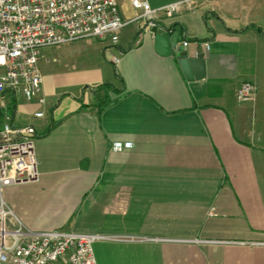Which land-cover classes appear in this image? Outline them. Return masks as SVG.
Listing matches in <instances>:
<instances>
[{"label": "crops", "instance_id": "obj_1", "mask_svg": "<svg viewBox=\"0 0 264 264\" xmlns=\"http://www.w3.org/2000/svg\"><path fill=\"white\" fill-rule=\"evenodd\" d=\"M148 1L151 18L117 0L118 43H68L40 61L44 105L5 97L38 133L40 176L0 190V210L33 233L136 239L97 242V264H264V0ZM182 2L172 18L161 10ZM154 25L179 30V53L204 55V78L157 54ZM60 59L84 67L70 91L45 81ZM245 82L255 97L240 103Z\"/></svg>", "mask_w": 264, "mask_h": 264}, {"label": "built area", "instance_id": "obj_2", "mask_svg": "<svg viewBox=\"0 0 264 264\" xmlns=\"http://www.w3.org/2000/svg\"><path fill=\"white\" fill-rule=\"evenodd\" d=\"M182 3L163 9L168 18L180 10ZM144 18L159 10L148 0H131ZM117 0H0V190L12 185L39 181L35 153L38 133L33 126H18L14 115L7 113V95H23L29 102L46 103L42 96L40 69L44 49L60 47L87 39L109 38L112 44L127 26ZM152 25V24H151ZM185 47L188 41L182 43ZM208 48V45H206ZM114 59V63H118ZM256 86L245 82L237 93L240 103L252 101ZM5 109L6 112H5ZM36 118H43L38 112ZM129 146L115 144L118 151ZM7 212L0 210V264H97L94 245L103 240L136 241L133 237H108L101 234L51 231L33 233L15 219L16 227L7 223Z\"/></svg>", "mask_w": 264, "mask_h": 264}, {"label": "water", "instance_id": "obj_3", "mask_svg": "<svg viewBox=\"0 0 264 264\" xmlns=\"http://www.w3.org/2000/svg\"><path fill=\"white\" fill-rule=\"evenodd\" d=\"M155 35V50L162 57H171L178 54L177 59L180 68L188 80L204 78L205 61L204 55L199 54L196 57H189L186 53H179V30L167 31L160 25H154L151 28Z\"/></svg>", "mask_w": 264, "mask_h": 264}, {"label": "rangeland", "instance_id": "obj_4", "mask_svg": "<svg viewBox=\"0 0 264 264\" xmlns=\"http://www.w3.org/2000/svg\"><path fill=\"white\" fill-rule=\"evenodd\" d=\"M74 45L79 46L78 44ZM59 48H61V46L52 49H44L41 53V65H49L47 63L54 60L55 53ZM82 66L83 65L80 63V61L68 62L60 59V61L54 62L53 71L52 73H50V75H47L45 81H50L57 89H60L62 91H70L72 89V86L70 85L73 84V80L82 78L84 74V67ZM6 110L7 109H5V112ZM7 113L12 114V110L8 108Z\"/></svg>", "mask_w": 264, "mask_h": 264}, {"label": "trees", "instance_id": "obj_5", "mask_svg": "<svg viewBox=\"0 0 264 264\" xmlns=\"http://www.w3.org/2000/svg\"><path fill=\"white\" fill-rule=\"evenodd\" d=\"M101 89L103 90V89H113L114 90V88L112 87V86H110V85H104V86H102L101 87ZM112 103H114L113 101L112 102H104L103 104H102V106L100 107V113L103 111V110H105L107 107H109Z\"/></svg>", "mask_w": 264, "mask_h": 264}]
</instances>
